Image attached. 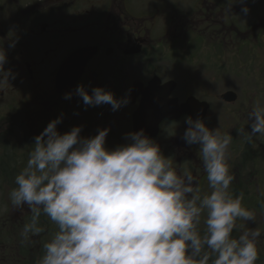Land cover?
Returning <instances> with one entry per match:
<instances>
[{
    "label": "flooded vegetation",
    "instance_id": "obj_1",
    "mask_svg": "<svg viewBox=\"0 0 264 264\" xmlns=\"http://www.w3.org/2000/svg\"><path fill=\"white\" fill-rule=\"evenodd\" d=\"M250 1L232 0L230 8L228 0L16 1L17 9L11 13L18 15L17 21L10 22L9 26L6 24L5 28L0 24V47L7 54L4 70L11 73L9 83L0 90V179L15 178L27 163L35 137L61 116L62 122L57 125L61 134L81 126L80 136L87 138L97 135L101 129H109L105 146L110 149L127 143V134L136 132L134 116L143 105L146 92L155 95L156 106H163L166 102L161 97L167 90L165 85L173 82L170 97L177 99L179 105L185 104L189 98L207 101L194 92L185 91L182 95L181 89L185 85L179 76L180 69L187 70L193 65L199 68L208 66L224 74L236 67L244 68L249 45L253 42L254 47L251 48L255 50V43L260 47L264 41V13L255 11L250 20L242 12V8L249 7ZM82 48H86L89 55L91 51L94 53L81 76L75 82L59 81L57 74L61 66ZM249 64L253 65V62ZM254 72L258 75H254L255 78H260V70ZM241 75L244 83L250 78L247 71ZM187 78H191L190 83L194 84H198L197 80L216 81L215 77L205 74L190 76L188 73ZM80 84L85 85L89 93L94 87H102L114 93L117 99L127 97L130 102L117 111L108 104L86 106L75 94ZM138 84L140 92H137L138 88L135 92ZM233 92L236 99L225 102L234 104L239 101L241 96ZM66 93H72L70 99L65 98ZM263 96L264 93L245 92L241 106L233 110L232 114L246 131H251L248 113L254 102L262 103ZM153 110L149 114H153ZM211 111L210 104L207 118L203 121L210 118ZM162 112L157 111L156 117L149 118L144 134L167 152L166 157L173 158L177 169L190 168L197 176L202 192L210 191L202 162L194 151L196 144L188 145L184 139L174 137V132H185L189 113L174 119L163 118L157 124ZM122 113L129 116V128L123 135L116 131L115 126L111 127L114 115ZM178 126V130L168 133L170 127ZM239 141L243 154L245 151L246 158L250 160L249 165L262 163L257 173L264 177V137ZM248 178L251 176L246 177L247 185L250 182ZM233 188L235 194H244L243 204L249 208L250 189H240L235 185ZM262 188L264 179L263 183L258 182L260 194ZM258 200L257 206L264 210V196ZM20 214L23 217L19 223L31 218L26 204ZM262 216L263 220L256 225L262 233L256 264H264V214ZM43 217H40V223L45 232L35 236L33 241L37 247L19 251L25 264L31 255L43 254L45 238L55 230V225Z\"/></svg>",
    "mask_w": 264,
    "mask_h": 264
},
{
    "label": "clouds",
    "instance_id": "obj_2",
    "mask_svg": "<svg viewBox=\"0 0 264 264\" xmlns=\"http://www.w3.org/2000/svg\"><path fill=\"white\" fill-rule=\"evenodd\" d=\"M6 60L0 47V90L11 75L4 70ZM75 94L86 106L108 104L113 111L130 102L102 87L89 93L83 84ZM62 118L35 137L9 191L13 207L30 209L24 241L45 232L42 215L55 225L37 264H256L262 233L238 224L255 222L256 213L244 206L243 193L231 190L230 133L210 129L202 119L185 120L183 139L199 145L210 189L202 192L192 170L177 169L143 129L110 150L109 129L87 138L80 136L81 126L61 134ZM248 119L251 131L240 128L239 135L249 141L264 137V103L254 102Z\"/></svg>",
    "mask_w": 264,
    "mask_h": 264
},
{
    "label": "rangeland",
    "instance_id": "obj_3",
    "mask_svg": "<svg viewBox=\"0 0 264 264\" xmlns=\"http://www.w3.org/2000/svg\"><path fill=\"white\" fill-rule=\"evenodd\" d=\"M16 1H18V3L28 2V0H0V24L3 28L6 27V24L7 26H9L10 22L14 23L17 21L18 15H14L15 13H11L15 11V9H17V4H15ZM7 2L10 3L7 4ZM255 11L264 13V0H251L249 3L248 12L245 13L244 16L251 20L253 18L252 13ZM6 12L7 14H5ZM253 41L256 42L255 40ZM262 43L263 46L260 47H258V44L255 43V50L251 48L254 47L253 42L249 45L250 51L249 53L247 52L244 57V60L247 63L244 68L236 67L234 71H231L230 73L228 72L219 74V69H209L208 66L199 68L193 65V67H188L187 70L185 68H181V72L179 74L185 85L183 89H181L182 95L185 94V91L194 92L195 95H197L201 99H206L212 105L210 118L204 121L206 126L210 129H216L220 127L222 132L230 133L232 135V142L229 146L230 173L234 176L232 185L238 186L240 189L243 187H247L250 189V192L248 194V197L250 199L249 209L253 210L256 213L255 222H238V224L243 223L246 228H256V225L263 220L262 214H264V210L260 209V207L257 206V202L259 201L258 197H260L261 200L264 195L260 194L257 187L259 181L263 183L264 177L261 175V173H257V171H260L262 163L256 166L249 165L250 160L248 161V159L246 158L245 151L243 154L242 143H240L239 141V139L242 140L243 136H240L238 133V129L241 128V122L240 120L235 118L232 113L235 108L241 106L243 93H264V41ZM251 49L253 51H251ZM258 60L260 62H258ZM251 61L253 62V65L249 64V62ZM255 61L257 63H254ZM258 65H260L261 67ZM139 67H137L138 70L140 69ZM258 69L260 70V78H255V76L258 75L254 74V71H257ZM236 71H241V73L247 71L250 75V78L248 79L249 82L247 81L246 83H244V81H242L241 73H237ZM171 72L176 73V71ZM187 72L190 76L196 74H205L207 77H215L216 81L205 82L197 80L198 84H194L192 83V81L190 83L191 78H187ZM227 90L236 91L241 96L239 101L234 104H230L221 99L220 95ZM262 103H264V96ZM113 123L114 124H112L111 127L115 126L116 131L121 132L123 135L129 128V116L126 115V113L114 115ZM179 127L180 126L174 129H171L170 127L168 133L171 130H178ZM187 128L188 125L186 126L185 131ZM182 131L184 130L174 132V137L177 139L180 138L182 140L185 133ZM180 133L182 134L181 136ZM18 139L21 141L20 138ZM21 148L22 146L20 147V149ZM114 148L115 147H112L110 148V150ZM194 151L198 156V144L194 146ZM161 152L164 156L167 153L165 150H161ZM249 176H251V178H248V180L250 179V182L249 185H247L246 177ZM232 185L231 187L233 188ZM14 187H16L14 178L0 179V264H25L24 260L22 258L20 259L19 251L27 249L28 247H30V250L37 247L36 242H33L35 236H32L29 241H24L23 237L21 236V231L24 224L31 218H25L22 223H19V220H21L23 217L20 214L21 208L23 206L21 208H15L9 201V191ZM233 191L234 193H236V190L234 188ZM43 218L48 219L46 216H44ZM6 222H8V224H6ZM234 235H238V233H235ZM49 238H47L46 236L45 241ZM37 252H39V250H37ZM34 253L36 254V250L34 251ZM41 256L42 255L39 254L35 256L31 255L30 257H28L29 260H27V264H37Z\"/></svg>",
    "mask_w": 264,
    "mask_h": 264
},
{
    "label": "water",
    "instance_id": "obj_4",
    "mask_svg": "<svg viewBox=\"0 0 264 264\" xmlns=\"http://www.w3.org/2000/svg\"><path fill=\"white\" fill-rule=\"evenodd\" d=\"M87 51L88 50L86 48L79 49L71 56H69V58H67L57 74V78L59 81L67 83L75 82L81 76L85 64L91 57V54L94 53V51H91L89 55ZM139 85L140 84L135 86V92L137 88V92H140ZM165 87L167 88V90L164 94V97H161L166 102V104H164L163 106L155 105V95L153 93L148 94V92H146L144 94L143 105L134 116L136 132L140 131L141 129L144 130L148 125L149 118L151 116L156 117V115H158L155 114L157 111L162 112L164 110L158 117L157 124H159L160 120H162L163 118L174 119L186 112L189 113L193 120H203L207 117L208 109L210 107V104L207 101H200L196 98H189L185 104L179 105V101L177 99L170 97L171 91L174 87L173 82L166 84ZM221 98L230 102L236 99V93L233 91H227L226 93L221 95ZM152 108H154V110L152 111L153 114H149Z\"/></svg>",
    "mask_w": 264,
    "mask_h": 264
}]
</instances>
